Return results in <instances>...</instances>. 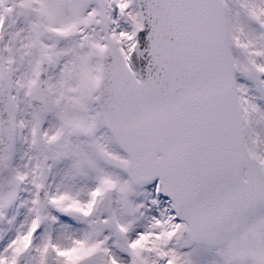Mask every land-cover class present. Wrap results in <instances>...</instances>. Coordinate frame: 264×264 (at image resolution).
Listing matches in <instances>:
<instances>
[{"label": "snow or ice", "instance_id": "6c2138e0", "mask_svg": "<svg viewBox=\"0 0 264 264\" xmlns=\"http://www.w3.org/2000/svg\"><path fill=\"white\" fill-rule=\"evenodd\" d=\"M0 264H264V0H0Z\"/></svg>", "mask_w": 264, "mask_h": 264}]
</instances>
